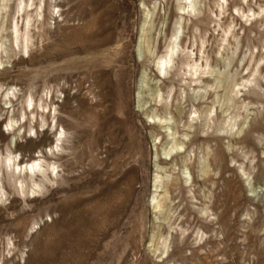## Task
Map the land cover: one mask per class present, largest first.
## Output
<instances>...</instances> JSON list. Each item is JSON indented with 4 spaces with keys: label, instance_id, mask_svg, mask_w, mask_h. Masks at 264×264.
Wrapping results in <instances>:
<instances>
[{
    "label": "rangeland",
    "instance_id": "obj_1",
    "mask_svg": "<svg viewBox=\"0 0 264 264\" xmlns=\"http://www.w3.org/2000/svg\"><path fill=\"white\" fill-rule=\"evenodd\" d=\"M0 264H264V0H0Z\"/></svg>",
    "mask_w": 264,
    "mask_h": 264
},
{
    "label": "bare ground",
    "instance_id": "obj_2",
    "mask_svg": "<svg viewBox=\"0 0 264 264\" xmlns=\"http://www.w3.org/2000/svg\"><path fill=\"white\" fill-rule=\"evenodd\" d=\"M32 104V103H31ZM30 104V106H31ZM88 105V104H87ZM85 106V105H84ZM87 120V119H86ZM105 132V131H104ZM106 133L107 135L110 137V138H113L114 137V132L111 131L110 129H107L106 130ZM105 137V136H104ZM117 137V136H116ZM119 142V141H118ZM108 147V146H107ZM172 153V152H171ZM39 164L37 162H32V163H29V164H26L25 166L21 167L20 170L24 169V170H28L29 172H33L34 170H36V168H38ZM19 168V167H18ZM92 183H90V181H86L84 180L82 183L80 184H73L71 187H70V191H75L77 190L78 188L81 189L80 186H83L85 187L86 185L90 186L92 185ZM83 189V188H82ZM100 196V194H99ZM53 202L55 201V198L52 197L51 199ZM73 205H69V206H65L61 203H56L53 205V208L60 211V212H67V210L72 209L74 207H79L77 205H80V204H83L80 200H77L75 202L72 203ZM76 205V206H74ZM119 210V209H118ZM114 211V210H113ZM111 213L110 211H107L106 210V206L104 205L103 203V199L102 197L100 199H97L95 200V203L90 206V207H82L80 208V211L79 212H71V215H70V222L69 223H74V226H76L74 229H70L69 231H67V233L63 234L62 235V238H64L63 241L60 242V244H62L63 242H65L66 240H69L71 238V241H74L73 239H75L76 237L79 236V233H80V228L81 226H84L86 225L88 228L90 225H96L97 226V221H98V224H99V227L103 224V222L105 220H108L111 216ZM116 215V214H115ZM60 220V219H59ZM57 222V221H56ZM112 222V221H111ZM105 225V224H104ZM104 228V227H103ZM61 229V228H60ZM112 229V228H111ZM100 230V229H99ZM104 230V229H103ZM61 233V232H60ZM100 233V232H99ZM81 235V234H80ZM56 236V235H55ZM185 240V239H184ZM183 250V249H182ZM176 252V251H175ZM180 253V252H179Z\"/></svg>",
    "mask_w": 264,
    "mask_h": 264
}]
</instances>
